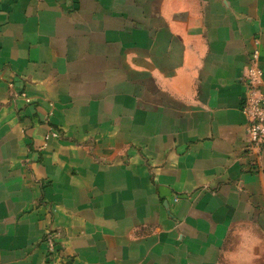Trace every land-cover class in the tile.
<instances>
[{
  "label": "crops",
  "instance_id": "1",
  "mask_svg": "<svg viewBox=\"0 0 264 264\" xmlns=\"http://www.w3.org/2000/svg\"><path fill=\"white\" fill-rule=\"evenodd\" d=\"M254 50L264 0H0V264H264Z\"/></svg>",
  "mask_w": 264,
  "mask_h": 264
},
{
  "label": "built area",
  "instance_id": "2",
  "mask_svg": "<svg viewBox=\"0 0 264 264\" xmlns=\"http://www.w3.org/2000/svg\"><path fill=\"white\" fill-rule=\"evenodd\" d=\"M258 58V51L254 50L248 59V66L242 78L245 87L242 112L247 119L246 140L249 146L255 149L264 146L263 73L258 67ZM50 137H58V134L50 133L46 139ZM58 237L56 232H46L43 243L48 254L54 252Z\"/></svg>",
  "mask_w": 264,
  "mask_h": 264
}]
</instances>
